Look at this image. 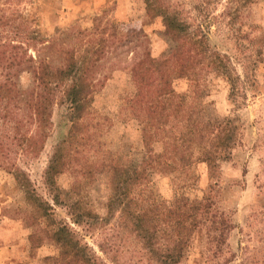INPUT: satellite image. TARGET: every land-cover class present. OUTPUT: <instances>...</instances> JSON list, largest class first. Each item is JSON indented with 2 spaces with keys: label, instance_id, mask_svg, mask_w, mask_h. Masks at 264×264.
Listing matches in <instances>:
<instances>
[{
  "label": "rangeland",
  "instance_id": "374dc122",
  "mask_svg": "<svg viewBox=\"0 0 264 264\" xmlns=\"http://www.w3.org/2000/svg\"><path fill=\"white\" fill-rule=\"evenodd\" d=\"M163 2L187 33L208 35L207 54L239 80L232 96L226 71L195 57L191 78H169L158 128L147 118L158 78L140 84L132 70L168 59L177 43L145 0H0V16L21 15L48 41L30 55L93 66L77 108L47 100L44 129L30 98L7 102L12 128L0 133L18 141L0 137V264H65L58 229L99 264H264V0ZM15 78L31 87L29 74ZM216 127L228 138L207 162ZM27 137L32 148L21 155ZM134 165L138 182L115 203V166L130 175Z\"/></svg>",
  "mask_w": 264,
  "mask_h": 264
},
{
  "label": "trees",
  "instance_id": "16d2710c",
  "mask_svg": "<svg viewBox=\"0 0 264 264\" xmlns=\"http://www.w3.org/2000/svg\"><path fill=\"white\" fill-rule=\"evenodd\" d=\"M145 1L147 9L150 12H156L162 17L165 34L169 36L173 42L177 43L174 53H172L168 59L163 61L150 59L146 63V66L132 70L134 78L140 84L142 81L139 79H141L142 76H146V74H156L158 78L159 84L156 86V91L153 93V99L149 101L150 104L147 108L149 114L147 118L151 122H157L158 128L163 125L161 119L164 118L166 114L165 112L168 110L165 101H172L170 93H166L169 78L182 75L191 78L192 72L194 74L192 66L196 59L195 57H201V59L204 58V60L207 59V68L213 67L215 70L224 69L226 72L223 74H227L228 80L231 84V95L235 96L238 90L237 83L239 77L237 75L236 77H231V74L228 73V66L225 65L220 57L211 59L212 56L216 55L210 53L207 54L205 47L206 43L209 41L208 35H197V31L192 34L187 33L186 25L178 20L177 13L173 12L174 10H172L171 7L165 6L163 0ZM28 24L27 20L23 19L21 15H17V13H12L10 16H0V29L2 30L0 31V115L4 113L2 119L0 118V122L2 121L0 127H5V129L9 126V123L12 120L10 119L11 114H15L13 108H10L7 104L10 98L25 95L26 98H30V100L34 101L33 103H29V110L33 111L39 129H44L47 100L51 102L54 99H57L62 103L68 104L71 108H77L91 92V90H89L90 83L86 82L93 67L91 64H84V61H74V57H72L71 61H67L64 58L60 65H55L50 58H48V60L45 58L36 59V57L29 54L30 48H33V50L37 52L39 51L38 48L42 47L41 45L45 44L48 48V41H45L42 36L33 29L27 32ZM199 32L201 31H198V34ZM235 40L240 39L235 37ZM240 48L241 53L242 50L245 51L243 59L246 60V64L253 63V55L250 53V46L247 45L246 47H242L241 45ZM226 58L229 60V63L231 57L230 59L228 57ZM234 60L240 61L237 57ZM246 68L247 67H245V70ZM17 72H24L31 76L32 84L29 89H25L26 91H22L16 84L15 76L17 75ZM146 86L151 87L153 84H147ZM3 100H5V103L1 102ZM185 120L184 117H181L180 125L183 129L192 133L191 130L188 129L189 125ZM9 127L12 128V126ZM213 130L211 131V134L215 132L213 139L216 142L212 145L214 151L208 150L204 153L207 162H211V158H213L208 157L207 155L219 156L222 150V143L226 140L225 138H222V136L228 138L226 127H222L221 129L216 127ZM198 134L201 135V139L204 137L202 133ZM7 135V133L6 135L2 132L0 133L2 139L9 140L11 143H13L12 141H18L16 138L10 139L9 135L8 137ZM74 135L75 134L70 136L69 139L74 137ZM24 139L25 143L22 145V149L20 145L18 146L21 155H26L25 153L30 152L29 150L32 148V137ZM61 150L63 149L60 148V150H57V152L53 154V164L54 162L56 163L57 158H62L60 154ZM53 164L50 165L49 172H52V168H55ZM139 169L140 167L134 165L132 172L129 175V171H125L118 166H115V203L120 196L125 200L127 199L126 193H123V190L126 185L138 182L137 171H139ZM204 208L205 205L200 209L203 210ZM70 235L71 234L64 229H58V231L53 234L56 242L61 247V261L65 259V264H99V262L89 255V253H85L86 250L81 248L77 242H74ZM219 238H221V235H219ZM59 263L60 259H56L53 264Z\"/></svg>",
  "mask_w": 264,
  "mask_h": 264
}]
</instances>
